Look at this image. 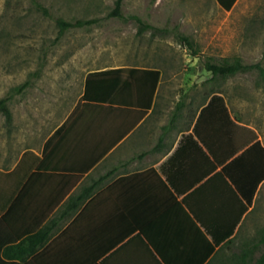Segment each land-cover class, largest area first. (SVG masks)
I'll return each instance as SVG.
<instances>
[{"label":"crops","instance_id":"0c3cea01","mask_svg":"<svg viewBox=\"0 0 264 264\" xmlns=\"http://www.w3.org/2000/svg\"><path fill=\"white\" fill-rule=\"evenodd\" d=\"M155 1L171 16L168 21L191 23L195 33L211 37L239 21L232 12L242 2L226 10L218 0H179L177 9L174 0ZM120 68L159 70L154 94L145 74L132 70L94 76L87 85L89 72ZM89 72L76 92L65 84L41 92L42 111L33 99L25 132L13 122L26 145L0 170L13 171L27 151L40 161L3 214L0 234L18 242L42 229L50 235L37 252L11 262H234L218 253L224 243L212 254L209 245L229 230L235 236L253 209L264 180L244 213L236 182L252 183L264 165L253 154L238 158L252 142H264L232 111L220 89L228 78L207 71L211 78L202 95L186 92L175 102V77L160 67L115 64Z\"/></svg>","mask_w":264,"mask_h":264},{"label":"rangeland","instance_id":"374dc122","mask_svg":"<svg viewBox=\"0 0 264 264\" xmlns=\"http://www.w3.org/2000/svg\"><path fill=\"white\" fill-rule=\"evenodd\" d=\"M115 2L0 0V99L11 96L8 106L15 118L8 124L0 111V167L10 166L17 156L16 151L26 145L22 133L14 134L13 122L25 132L28 104L34 99V104L42 111L45 96L41 92L48 93L62 84L76 92L90 70L115 64L160 67L170 72V77H175L173 101L176 102L177 96L186 92L202 95L207 87L206 80L211 78L204 67L207 57L215 61L238 58L244 64H259L264 68V0H242L232 12L239 21L228 24L215 36L212 33V37L195 33L191 23L168 21L171 16L164 13L161 5L156 7L155 0H123L122 17L112 15ZM172 3L174 9L182 7L179 0ZM168 8L170 11L171 7ZM132 15L170 31L153 33L147 30L139 34V24L130 17ZM58 18L97 19V22L70 28L58 38ZM178 32L190 34L196 47L204 53L195 57L179 42ZM26 80L30 85L18 93L16 88ZM213 84L216 87V82ZM220 89L227 94L232 111L243 122L253 125L264 142V77L261 71L254 68L239 72L228 77ZM263 234L264 184L233 242L220 254H239L246 246L259 241ZM262 250L263 246L256 251L255 258Z\"/></svg>","mask_w":264,"mask_h":264},{"label":"trees","instance_id":"16d2710c","mask_svg":"<svg viewBox=\"0 0 264 264\" xmlns=\"http://www.w3.org/2000/svg\"><path fill=\"white\" fill-rule=\"evenodd\" d=\"M122 2L123 0H116L115 8L112 12V15H117L122 17ZM218 2L222 5V7L226 10H229L235 0H218ZM39 8L44 9V7L37 3ZM132 19L138 22V33L141 34L147 30H152L153 33L156 32H169L166 28H160L144 21L141 17L137 15L130 16ZM97 19H89V20H66L64 18H58L57 25L59 26V34L58 38H60L66 30L75 27H84L86 25H91L96 23ZM177 39L181 44L187 46L192 52L195 57L200 55V50L194 44L193 39L186 36L183 33L176 34ZM205 70L210 72L214 77L220 76L222 78H228L231 76L236 75L242 71H248L254 68H258L261 71L262 76L264 77V68H262L259 64H244L241 62L240 59H235L234 61H229L227 58H223L220 61H215L213 57H207L204 62ZM136 71L141 74H145L144 79L151 84V95L154 94L157 83L160 78V71L157 69H135V68H120L114 69L109 71H92L89 72L87 75V85L91 84V78L94 76L103 75L107 72H121V71ZM30 85L29 80H26L23 84L16 88L18 93L23 92L28 86ZM86 98L87 96L84 95ZM218 97V96H217ZM221 98V97H218ZM11 99V96H6L0 99V111L4 114L6 122L8 124L12 121V111L8 106V101ZM150 98L147 103V107L150 106ZM246 128L245 126H242ZM250 130V129H249ZM254 136L256 134L253 131ZM254 140V137H253ZM251 146H249L243 153L242 156L238 158L241 160L245 158L249 154H253L257 156L258 165H264V145L260 140L252 142ZM40 158L33 152L27 151L23 154L21 160L19 161L18 165L15 167L13 171L5 172L0 170V222L5 220V216L3 215L6 210L9 208L10 203L12 202L14 196L18 193L21 189L22 185L24 184L28 173L36 166ZM237 163V159L232 163V165ZM229 168V167H228ZM262 171V169H260ZM264 180V169L262 172L257 174L252 183L244 182L242 185L236 182L238 185V191L241 195L243 200V211H247L249 207L254 202V197L257 192V189L260 183ZM236 225V224H235ZM235 227V226H233ZM234 229L225 232V237L215 238L212 240L210 246V253L212 254L217 245L224 243L221 246V250L228 246L233 242L234 237ZM26 238H23L20 242L18 239L20 238H12L9 234H0V264H13L11 262L12 257H18L21 260H24L28 257V255H32L37 252L45 243L47 238L49 237V229H42L37 234H26ZM263 246V250L261 251L260 255L255 258V253ZM15 249V252L13 250ZM221 250L218 252L220 253ZM234 262L226 263V264H264V234L261 236L259 241L254 242L253 244L246 246L241 253L232 255Z\"/></svg>","mask_w":264,"mask_h":264}]
</instances>
